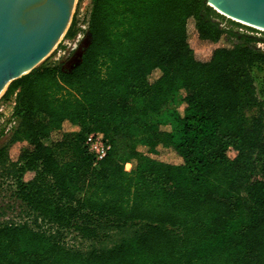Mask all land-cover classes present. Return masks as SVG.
I'll return each instance as SVG.
<instances>
[{
	"label": "trees",
	"instance_id": "16d2710c",
	"mask_svg": "<svg viewBox=\"0 0 264 264\" xmlns=\"http://www.w3.org/2000/svg\"><path fill=\"white\" fill-rule=\"evenodd\" d=\"M80 32L73 19L64 40ZM254 32L207 0H91L79 60L51 57L0 99L17 121L0 132V189H12L20 216L0 224V264H264V164L253 181L264 81L258 91L251 76L264 72V40ZM194 36L212 47L207 58ZM181 91L173 123L161 120ZM66 126L75 131L45 144ZM92 133L111 146L96 166ZM19 143L27 150L14 153Z\"/></svg>",
	"mask_w": 264,
	"mask_h": 264
},
{
	"label": "water",
	"instance_id": "95a60500",
	"mask_svg": "<svg viewBox=\"0 0 264 264\" xmlns=\"http://www.w3.org/2000/svg\"><path fill=\"white\" fill-rule=\"evenodd\" d=\"M77 2L0 0V99L12 82L30 74L55 51L72 24ZM207 4L239 20L219 13L236 23L264 29V0H207Z\"/></svg>",
	"mask_w": 264,
	"mask_h": 264
},
{
	"label": "rangeland",
	"instance_id": "374dc122",
	"mask_svg": "<svg viewBox=\"0 0 264 264\" xmlns=\"http://www.w3.org/2000/svg\"><path fill=\"white\" fill-rule=\"evenodd\" d=\"M91 11V0H78L73 19L76 21L77 28H80L84 30L83 28L87 27V23L89 20V15ZM72 19V22H73ZM227 25V23H224ZM256 30V29H255ZM241 32H247L245 29H241ZM259 33H253L254 36L257 38H260L261 40H264V32H261L258 30ZM88 42V33H85L84 39L81 41L80 45L78 46L77 50L72 52L71 57L65 62L64 66L68 67L74 64L79 60V55L82 53V51L85 48L86 43ZM264 44V42H262ZM190 45L192 49L195 52L196 57L198 58H207L210 53L212 52V47L200 45L197 40L196 36L191 37ZM45 62V61H44ZM43 62V63H44ZM42 63V64H43ZM264 68V65H263ZM252 79L254 81L256 89L259 91L261 88V85L264 81V72L258 71L257 69H254L251 73ZM188 94L187 91H181L179 94L176 95V98L172 104L167 106L163 112L160 115V119L167 122V123H173L172 120V112L174 109L180 104L181 100ZM3 116L0 118V132L6 125L7 121L9 120L10 115L12 114V108H13V102H5L3 105ZM75 131L74 128H71L69 126H66L63 130V132H55L51 135V137L47 140L48 144H54L57 141L63 139L65 134H69L70 132ZM5 142V137L0 140V145ZM26 151L27 145L25 143H19L16 144L12 151L20 152V151ZM160 159L169 162V163H178L179 159L176 157L175 153L171 150H161L160 153ZM264 164V157L261 159V162L258 164L257 171L254 175L253 181L262 180L261 175V166ZM18 203L15 201L14 197L12 196V189L9 187H2L0 189V224L8 222L10 220L12 221H19L20 216L17 215L18 209H17ZM12 207L16 209V211H13ZM121 238V235L114 234L111 238L112 240H108L106 243L108 246L112 245L115 241H118ZM75 241V240H74ZM77 245L83 243L81 241H75ZM82 245V244H81ZM90 245V243H84L81 247L87 248Z\"/></svg>",
	"mask_w": 264,
	"mask_h": 264
},
{
	"label": "built area",
	"instance_id": "2783aa9c",
	"mask_svg": "<svg viewBox=\"0 0 264 264\" xmlns=\"http://www.w3.org/2000/svg\"><path fill=\"white\" fill-rule=\"evenodd\" d=\"M86 28H83V32H80L74 40H62V42L58 45L55 51L51 54L49 58L52 57V62L56 63L58 61L64 62L68 58H70L72 52L77 50L81 41L85 37ZM65 38V37H64ZM62 48H59V46ZM258 47H260L264 51V44L259 43ZM48 58V59H49ZM4 104H0V118L3 116V107ZM17 127V121L13 118L12 114L9 117L6 125L4 126L5 136L10 135L13 130ZM85 146L87 147L88 152L95 158L94 165L98 164V162L102 161L108 154L111 149L110 144L105 139L102 133H92L90 134L85 142ZM131 170V164L126 165V171L129 172Z\"/></svg>",
	"mask_w": 264,
	"mask_h": 264
},
{
	"label": "bare ground",
	"instance_id": "6f19581e",
	"mask_svg": "<svg viewBox=\"0 0 264 264\" xmlns=\"http://www.w3.org/2000/svg\"><path fill=\"white\" fill-rule=\"evenodd\" d=\"M214 6V5H213ZM215 7V6H214ZM216 8V7H215ZM216 9H218V8H216ZM218 13H221V14H223V15H225L226 17H228V18H231V19H234L235 21H239V20H237V19H235V18H232L231 16H229V15H226V14H224V12H221V10H219L218 9ZM243 23V22H242ZM245 25H251V24H245ZM255 27V26H254ZM258 27V26H257ZM261 31H263L264 32V29L263 28H261V27H258Z\"/></svg>",
	"mask_w": 264,
	"mask_h": 264
},
{
	"label": "crops",
	"instance_id": "0c3cea01",
	"mask_svg": "<svg viewBox=\"0 0 264 264\" xmlns=\"http://www.w3.org/2000/svg\"><path fill=\"white\" fill-rule=\"evenodd\" d=\"M45 144H46V145H49V144L47 143V141H45Z\"/></svg>",
	"mask_w": 264,
	"mask_h": 264
}]
</instances>
